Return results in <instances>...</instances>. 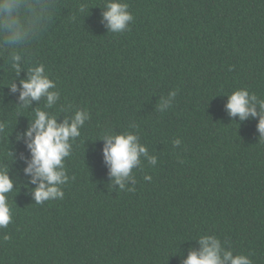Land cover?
<instances>
[{"label": "trees", "instance_id": "obj_1", "mask_svg": "<svg viewBox=\"0 0 264 264\" xmlns=\"http://www.w3.org/2000/svg\"><path fill=\"white\" fill-rule=\"evenodd\" d=\"M110 2L21 0L22 35L0 26V171L13 182L0 264H184L201 236L264 264L259 116L226 108L239 88L257 113L264 101V0H118L134 18L121 33L106 27ZM40 65L60 93L50 106L20 99ZM78 110L88 119L69 138L64 196L37 204L26 133L37 111L60 124ZM125 133L147 149L134 191L113 183L103 153L105 134Z\"/></svg>", "mask_w": 264, "mask_h": 264}, {"label": "clouds", "instance_id": "obj_2", "mask_svg": "<svg viewBox=\"0 0 264 264\" xmlns=\"http://www.w3.org/2000/svg\"><path fill=\"white\" fill-rule=\"evenodd\" d=\"M21 0H0V26L8 29L13 37H19L23 32V25L18 11ZM86 5L80 6L83 12ZM127 3L118 0L107 4L104 19L107 21V29L111 33H121L128 29L129 23L133 21L132 14L128 11ZM19 59V57H16ZM17 71L19 68L17 67ZM43 65L30 70L28 80L21 81L22 91L20 99L27 103L26 98L39 99L47 97L48 105L58 99L60 93L49 91L56 88V83L44 74ZM15 91V85L12 86ZM177 90H173L170 96H176ZM256 96L250 95L246 88L236 89L228 98L226 108L230 116H239L243 121L249 116H259L257 125L260 134L259 139L264 140V101H259L260 112L256 111ZM88 119L87 111H76L71 123L65 120L58 124L54 116H49L45 111H37L36 119L26 135L32 137L29 148L32 152V161L25 169L26 173L33 174L32 183L39 180L38 186L33 191L35 203L63 198L62 186L67 183L69 177L64 168V158L70 156L71 145L69 138L80 135V127ZM33 133L35 135L33 136ZM103 149L105 161L110 166V177L120 190L134 191V187H128L126 181L131 180L132 185L136 179L132 175V169L140 162L141 155H147L145 146L137 142V136L129 133L121 135H104ZM174 145H180L181 141L176 139ZM156 157L149 159V165H156ZM145 180H151L145 176ZM13 182L5 171H0V229L6 228L12 222V206L9 203L8 194L12 192ZM7 240L9 237L4 236ZM200 250L192 251L184 264H253L251 253L233 256L232 252L222 253L218 238L213 236H201L199 239Z\"/></svg>", "mask_w": 264, "mask_h": 264}]
</instances>
